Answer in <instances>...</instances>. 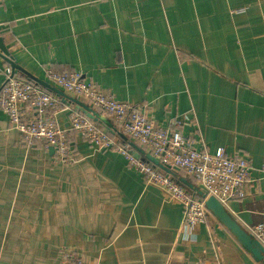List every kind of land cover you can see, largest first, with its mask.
I'll use <instances>...</instances> for the list:
<instances>
[{"label":"crops","instance_id":"obj_1","mask_svg":"<svg viewBox=\"0 0 264 264\" xmlns=\"http://www.w3.org/2000/svg\"><path fill=\"white\" fill-rule=\"evenodd\" d=\"M0 38L15 63L64 94L47 68L81 71L163 128L186 115L197 149L246 156V197L225 209L242 229L264 222V0H0ZM8 69L0 56V88ZM50 92L69 161L27 143L0 108V264H61L67 247L89 264H264L211 212L184 233L182 206L124 155L72 131L70 114H85ZM160 169L204 196L183 170Z\"/></svg>","mask_w":264,"mask_h":264},{"label":"built area","instance_id":"obj_2","mask_svg":"<svg viewBox=\"0 0 264 264\" xmlns=\"http://www.w3.org/2000/svg\"><path fill=\"white\" fill-rule=\"evenodd\" d=\"M244 9L237 10L242 12ZM48 80L64 91L73 93L104 114L114 118L126 137L146 154L154 157L166 169L183 170L195 179L206 197L191 193L165 171L155 167L144 158H136L128 144L120 142L107 129L79 113L70 114L71 130L99 151L112 150L124 155L129 166L147 183L163 187L169 199L183 208L182 231L189 234L194 227L206 222L210 213L206 199L215 197L227 206L232 199L246 197V185L251 181V163L246 156L233 155L224 148L210 153L197 149L184 133L186 115L174 119L171 128L157 125L138 108L106 93L96 83L87 82L81 71L57 72L46 69ZM57 97L40 85L13 74L8 69L0 88V108L8 117L11 127L18 130L29 144L44 141L53 147L61 161H69L73 151L67 130L58 123ZM264 247V222L244 229ZM61 264L86 263L75 248L67 247L61 253Z\"/></svg>","mask_w":264,"mask_h":264},{"label":"water","instance_id":"obj_3","mask_svg":"<svg viewBox=\"0 0 264 264\" xmlns=\"http://www.w3.org/2000/svg\"><path fill=\"white\" fill-rule=\"evenodd\" d=\"M0 56L3 57L9 63L12 69V73L15 74L17 71L22 72L26 75L30 80L35 81L41 84L43 87L47 88L48 90L56 93L57 95H67V97L76 104L77 110L84 113L88 118L92 119L93 121L102 124L108 131L111 132L114 136H119L121 139L125 140L132 148L131 151L136 158H142L141 155H145L147 161L155 164L160 165L159 161L154 157L146 154L141 148H139L136 144L131 142L123 133L117 130L101 113H98L91 105H87L86 103L82 102L80 99L76 98L73 93L67 92L64 94L63 91L54 87L51 84L43 82L38 78L34 77L23 68H21L15 61L10 57V53L8 52L7 48L4 46L2 39L0 38ZM51 151L55 152L53 147L50 148ZM161 167V165H160ZM163 168V167H162ZM203 197H206L204 194ZM206 207L223 225H225L238 239V241L247 249L249 250L256 259L259 261L264 262V247L254 240L244 229L240 227V225L235 221V219L228 213L225 209V206L217 200L213 196H209L206 199Z\"/></svg>","mask_w":264,"mask_h":264},{"label":"trees","instance_id":"obj_4","mask_svg":"<svg viewBox=\"0 0 264 264\" xmlns=\"http://www.w3.org/2000/svg\"><path fill=\"white\" fill-rule=\"evenodd\" d=\"M22 78H24V79H26L27 81H30V82H33V83H36V84H38V85H40L43 89H45L46 91H48V92H50V90H48L47 88H45V87H43L41 84H39V83H37V82H35V81H32V80H30L29 78H27L26 76L24 77V76H22ZM51 93V92H50ZM97 123V122H96ZM98 124V123H97ZM99 125V124H98ZM100 126V125H99ZM111 133V132H110ZM115 137H117V135L115 136ZM121 142L122 143H124V144H128L125 140H122L121 139ZM129 145V144H128ZM131 147V146H130ZM131 149H133L132 147H131ZM145 158H146V156H145ZM146 160H147V158H146ZM149 162V161H148ZM151 163V162H150ZM152 165H154L155 167H157V168H162V167H160V165H155V164H153V163H151Z\"/></svg>","mask_w":264,"mask_h":264}]
</instances>
